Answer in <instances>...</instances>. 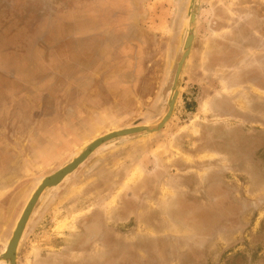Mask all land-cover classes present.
<instances>
[{"label":"rangeland","instance_id":"obj_1","mask_svg":"<svg viewBox=\"0 0 264 264\" xmlns=\"http://www.w3.org/2000/svg\"><path fill=\"white\" fill-rule=\"evenodd\" d=\"M191 5L0 0V264L42 179L175 90L42 192L15 263L264 264V0Z\"/></svg>","mask_w":264,"mask_h":264},{"label":"water","instance_id":"obj_2","mask_svg":"<svg viewBox=\"0 0 264 264\" xmlns=\"http://www.w3.org/2000/svg\"><path fill=\"white\" fill-rule=\"evenodd\" d=\"M198 2L199 0H192V5L190 9V24L191 25H193L196 20V8L198 6ZM193 38H194V33L191 31L189 32L186 38L185 45H184V53L178 65L176 78H175V86H178L180 83L179 82L180 74L188 58ZM177 96H178V91L175 90L168 103V106H169L168 112L166 113L164 118L161 120V122L156 127L149 128L146 126H137V127H132V128L120 129V130L105 134L95 139L94 141H92L86 147H84L82 151L78 154V156L74 160H72V162H70L69 164H67L66 166L58 170L57 172L53 173L52 175L42 179L38 188L34 191L31 199L28 201L27 205L25 206L15 226V229L13 231V236L6 248V252L2 255L1 259L9 262V264H16L15 260H16V250L18 247V243L24 231L25 225L29 219V216L31 215V212L37 200L41 197V194L45 189L57 186L60 182H62V180L66 176L74 172L76 168H78L81 164H83L84 161L97 148H99L103 144L111 143L116 139H123V138L129 137L135 134H139L142 132L147 133V134H153L161 130L166 125V123L171 117Z\"/></svg>","mask_w":264,"mask_h":264},{"label":"bare ground","instance_id":"obj_3","mask_svg":"<svg viewBox=\"0 0 264 264\" xmlns=\"http://www.w3.org/2000/svg\"><path fill=\"white\" fill-rule=\"evenodd\" d=\"M63 226V225H62Z\"/></svg>","mask_w":264,"mask_h":264}]
</instances>
